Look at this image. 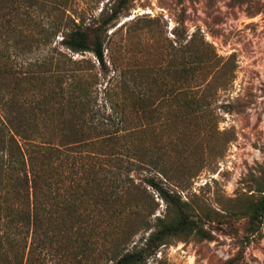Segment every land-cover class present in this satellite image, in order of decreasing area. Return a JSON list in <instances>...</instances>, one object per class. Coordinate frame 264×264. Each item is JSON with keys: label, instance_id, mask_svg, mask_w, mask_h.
<instances>
[{"label": "trees", "instance_id": "trees-1", "mask_svg": "<svg viewBox=\"0 0 264 264\" xmlns=\"http://www.w3.org/2000/svg\"><path fill=\"white\" fill-rule=\"evenodd\" d=\"M62 1L0 0V264H149L170 239L211 237L158 176L178 182L170 168L177 161L161 144L148 146L149 120L161 115L150 110L144 80L117 69L101 82L110 72L106 34L131 0L103 8L91 27L66 15ZM189 57L176 121L202 106L189 97L188 76L211 57ZM146 168L155 173L138 182L133 173ZM148 186L167 206L155 221L159 203L135 198ZM259 191L244 212L254 228L264 219V183ZM141 230L151 231L131 247Z\"/></svg>", "mask_w": 264, "mask_h": 264}, {"label": "rangeland", "instance_id": "rangeland-1", "mask_svg": "<svg viewBox=\"0 0 264 264\" xmlns=\"http://www.w3.org/2000/svg\"><path fill=\"white\" fill-rule=\"evenodd\" d=\"M109 1L62 2L66 15L91 27L115 0ZM192 38L184 53L182 45ZM105 46L110 72L101 82L117 69L144 80L150 110L161 115L149 120L148 146L161 144L177 161L170 168L178 182L158 176L182 194L211 233L170 239L149 264H228L233 258L236 264H264V219L254 228L244 213L264 183V0H131L108 29ZM196 52L211 57L188 76L194 87L189 97L202 106L192 119L176 121L182 58ZM75 57L95 60L92 54ZM153 173L146 168L133 175L141 182ZM144 192L135 198L159 203L152 220L164 216L167 206L156 191L148 186ZM138 220L131 218L136 225ZM150 231H139L131 247Z\"/></svg>", "mask_w": 264, "mask_h": 264}]
</instances>
